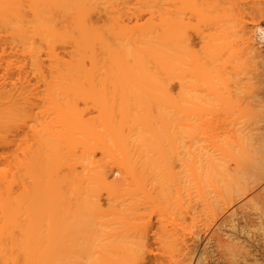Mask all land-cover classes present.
<instances>
[{
	"label": "bare ground",
	"instance_id": "6f19581e",
	"mask_svg": "<svg viewBox=\"0 0 264 264\" xmlns=\"http://www.w3.org/2000/svg\"><path fill=\"white\" fill-rule=\"evenodd\" d=\"M17 1L24 2V0H0V34L3 33V41H1L2 35H0L2 53L5 55L6 49L9 48L10 52L14 53V57H16V47L18 46L17 42H20V40L24 37H32L33 34L37 37V34L40 30H42L41 27H46L43 31H41L44 32L45 36L43 34L42 36L39 35L38 40L42 39V44L46 43V55L47 58L49 57V65L47 68L44 66L47 69V74H45L43 71L44 68L41 66L42 61L40 60V53L42 51V48H40V42L42 40L38 41V44H40L39 46H36L37 44L35 43V45L33 42L36 38H27L29 41L24 38L26 42L23 40L20 43L23 47L26 46L27 48V51H24L29 59V61H27L29 62V69H31L33 74H38L36 76L38 77L36 78V84L38 82L39 85H42L43 90L41 89L42 87L39 89V85L37 84L38 87L36 85L35 87L41 91H36L34 93L36 88L33 84L30 85L34 87V90H29V88L24 87L21 83V86H17L18 89L16 87L19 92L15 93L16 90L14 91V89L11 88L12 86L15 88V85L17 84H14L11 79H14L15 74H17L15 73L16 67H20V70L22 71L24 63L22 62L23 65H17L15 64L16 60H10L6 63V65L4 64L5 67H1V70L4 69L5 71L4 75L9 77L10 80H7V78H4L3 76L0 80V264L65 263L67 258H63L64 239H61L60 242L56 241H59V236L62 235L60 232H65V226L63 224H65V218L67 216L66 212H68V215L71 213L70 216H72V218H69V220L73 219L69 223L68 227H75L76 230L77 222L75 223L76 226H74V215L76 216L75 212L77 211L75 205L79 208V203L76 196V200H74L75 202L64 200V196L66 195V189L69 187L68 192L70 189L71 192L76 189L78 184L77 188L79 187L78 189H80V187L83 186V183H81L80 180H97L98 183H100V186L105 188L107 187L109 189L116 184L112 183L116 182L118 179L119 181L117 180V182H121V186L118 188L121 187L120 190L129 194L133 192V190L135 193V189H137V187V190L141 188V186L139 188V184L143 185L142 183L147 182V180H152L153 176L157 179H160L161 177H164L165 179L166 177L169 179L171 178V181L177 179L180 184L182 182L183 186L184 181L187 179V183L191 181L195 190L203 188L201 190H206L207 192L210 190L208 192L209 194L211 192L210 196L212 197H210L207 192L202 191V193H200L202 197L205 196V193H207L205 196L206 198L203 197L206 199L205 200L200 197L201 195L198 191H195L198 196L200 195L199 197L197 196L198 199L201 198L203 201H206L204 202L205 205L202 200L200 201L204 206H201L202 204L199 200L196 199L197 202L196 200H193L192 203L194 201L196 202H194L195 204L193 203L194 206L198 204V201L199 204L195 207L192 206L193 209L190 208L192 213L189 209V211H186L187 218H189L188 215L191 214L189 218L192 220L191 222L189 220L191 224H188L189 226L187 224L184 225L185 223L183 220L185 219L183 218H181L183 219L181 221H183L184 224H177L178 221L176 223L177 226L179 225V228L177 229V226L175 227L176 230L173 241L176 242V248L178 251V254H175L179 257L177 264H264V0H174L173 3L175 4H173L171 0L170 2L173 5H170L169 3L165 4L167 1H164V7L165 5H167L166 8L171 6V10L169 8L168 11L165 8V10L163 8L162 10L158 8L163 1L162 3L158 2L157 5L156 3L158 0H153L156 2L155 4L157 9L161 11L159 13L156 10L157 12L155 11V14L153 13L154 17L151 13L154 12V10L150 8L154 6V3L152 0L149 1L150 4H153V6H151L149 2L146 1L145 4L147 9L148 11H151L150 13L147 11V13H149L148 15L151 16L149 17L147 15V17H149V22L152 23L150 24L147 21L145 22L153 27L151 29H153L152 31L156 34L151 36L152 38L154 37V39L157 35L159 36L157 37L158 39L162 36L159 41L158 39L153 40L151 36L146 40L147 43L149 39H152L150 41L151 43L156 40L158 43L161 42V46L159 45L160 43H156V46L154 45V47L153 45L151 46V44H147L143 41L141 37H138V39L141 40L140 42L137 39V33L140 35V32L137 30L143 29L142 31L144 32V28H141L143 27L142 25L139 28L137 26L139 21L136 17H140L141 15L138 13V16L135 14L136 17L132 14L134 18L131 16L132 19H136L138 21L137 22L135 20L136 25H133L134 30H131V28H133L132 25H130L131 27H127V23V25H125V21L128 19L132 20L129 17V13V18H125L124 22L120 21L121 23L118 25V23L116 24L118 21H115L116 19L118 20V13L116 15V12H114L117 7L114 6V9L111 8L110 6L113 5V3L111 4L110 0L103 1H107L108 3L110 2V6L108 5L110 7L109 11H113L112 15L115 14V16L110 15L111 12L107 15L109 11L104 13V11L109 9H107L104 5L106 10H104V8L102 9V6L99 8L105 17H103L104 19L102 18L101 13L97 12L99 9H97L95 5L92 7H96L97 14L100 13L99 15L101 16L96 15L97 17H92L96 13L94 12V8H92L93 10L90 9L89 5L92 3L96 4L97 2L94 3L96 0H79L80 9L82 10V6L84 7L83 11L80 10L81 13L78 10V6H76L78 8L76 9L73 7L75 4L72 5V2L75 3L78 0H47V3H44L43 0H41V6L43 7V4H47L48 8L45 7L43 11V8L40 6L42 10L37 8V11L40 10V14L41 11L45 12L47 8L45 12L46 14L41 12L44 14V17H39V14H35L36 11H33L34 13L31 12L32 14L28 11V13L32 16V19L25 18L27 15H25V13L28 9L26 12H22L24 14L21 16L22 18L19 17L20 15H18V13L23 11H20L23 3H18ZM26 1L30 2L31 0ZM39 1L36 2V4L39 3L37 5H40L41 2ZM79 1L76 4H78ZM32 2V5L35 7V2L33 0ZM17 3L21 4L20 9L19 6L17 8ZM70 3L72 6L69 5ZM104 3L106 4V2ZM29 5H31V2ZM148 5H150L149 8ZM23 6L26 7L27 5L25 4ZM68 6L75 10L78 17L75 14L71 15V12H74L73 9L71 12L68 11V14L65 13ZM146 6L144 12L146 10ZM25 7H23V9ZM172 7L174 10H172ZM84 9H87V11ZM118 10L119 9H117V11ZM62 11H64L65 14H62ZM78 12L80 15H78ZM170 13L171 15H174L175 21L173 22H171L173 17L172 19L169 18V16H171ZM125 14L128 15L126 12ZM166 14L167 16L165 17ZM185 14H187V16H185ZM126 15L123 16L125 17ZM161 15H163L161 17L162 21L160 19ZM189 15H192V18L195 17L198 21L194 19V24L192 21L193 19H191V16ZM40 16L42 15L40 14ZM73 16L79 18L77 19L79 21L76 22L75 17ZM123 16L121 15V17ZM158 16L159 32L156 31V28L158 27H156V23L153 25L154 21H151L152 18L153 20L154 18L158 19ZM100 17L103 19L101 20L103 23H101V25H97V21L99 20L98 22H100ZM186 17L187 20L185 19ZM39 20L42 22L40 23V26L38 22ZM129 20L128 23L130 22ZM145 22L142 24H146ZM164 22L166 24L169 22L173 24L174 22L176 23L174 25L170 23V26H160L161 24L164 25ZM73 25L77 27L74 29L75 34L77 33V35L73 33L75 36L72 34V30L74 28ZM115 25H118L116 29H114ZM194 25H197L196 28ZM123 26L125 30L130 29L127 31L130 32L126 34V37H124L126 31H123ZM135 26H137V30H135ZM173 26L175 29H178H176L177 32L172 30L174 31L173 33L171 31ZM120 27L122 30H117V28L119 29ZM164 27H167V29ZM169 27H171L170 31ZM187 27L188 31L190 30L189 27L192 29L194 27L192 36H190L191 32L188 33L185 31ZM112 29L118 31H115L116 37L119 35L122 37L123 35V38H125L124 42H126L127 37H129V39L133 37L130 33L137 31L135 33L136 37H133V40L131 39L134 45L130 44V48L133 49V47H131V45H133V50H136L135 56L133 54L134 51L131 52V57L129 56L130 50L128 43L131 41L130 40L127 43V47L125 43L124 47L122 46L124 50L128 52H126L128 59H126V56L122 57V59L118 58L117 55L121 56V53L125 52L124 50L122 52V47L119 46L120 49L117 47L118 43H122L121 40L123 39L119 36L120 38L118 37L116 40L113 38L116 46L113 45L114 43H111L113 47L115 46V49H119H117L118 53H116L117 51L111 46L104 45L105 48L106 46L109 49L110 47L112 48L109 50L110 55L108 56L107 54L108 58L106 59V55L104 57V54H106L107 51H105L103 46H100L103 48L102 50H104V54L102 56L103 59L100 58L102 53L101 50L96 51V48L98 49L97 45L100 44L96 41L98 36H95V39L93 38L94 41L91 39L92 42L96 41L94 44L97 43V45L92 44V42L90 45V42L88 41L89 37L87 36L93 34L95 31H102L101 33L110 31L108 32L109 34H107V38L109 35L112 38L113 35L115 37ZM37 30H39V32H36ZM166 30L170 37L168 35L166 36ZM67 31H69L68 33H71L73 37L68 33L64 35L65 37L60 35V32L66 33ZM78 31L81 33V36ZM122 31L123 33H121ZM145 31H148L149 36V29H145ZM98 32L97 34L94 33V35H98ZM23 34H25L24 37ZM144 34V36L147 35L145 32ZM58 35L63 38L61 39ZM68 35L73 38L74 42H72V50H70L69 54L66 51V55H70V58H68L69 60L67 59L66 61L62 58L63 54L59 56L61 52L59 54L56 52L55 45L52 46L53 41L51 44L49 42L51 41V36L54 41L55 38L56 41H65L64 38H66L67 41L66 36ZM101 35L105 37L106 34ZM172 35L173 37H171ZM77 36L80 37L75 39ZM92 36L93 35H90L91 38ZM144 36L142 35V37ZM104 39L105 38H101V41H104ZM118 39L120 40L117 43ZM170 39H174L173 45V40L170 41ZM85 40H87L88 43H86ZM56 41L53 42V44H55ZM70 41H67L68 45H70ZM103 41L102 43L104 44ZM110 41H112V39H110ZM135 41L139 42L137 44L144 43V46L147 44L145 47L147 49L144 50V48H142L141 50L142 46L137 47L134 43ZM60 42L61 41H59V43ZM170 42L171 44L169 46ZM121 45H123V43ZM84 46L88 49L90 48L89 46H91L90 51L96 46V48L93 49L94 51L92 50L93 53H90V55L92 54L91 56L89 55V57H87V54H85L89 53L87 52L89 51L88 49L83 48L82 50V47ZM195 46L198 48L195 49ZM65 48L63 45L62 50L65 51ZM154 48H156L157 51H155L156 49L154 50ZM68 49H70V47ZM114 50L116 51V56ZM95 51L101 53L98 55ZM17 52H19V50ZM82 53H84V55ZM140 54H144L145 56H140ZM155 54L157 55L155 56ZM153 55L156 57V61L158 62H155V66L152 65L155 68H158V70H156L157 68L155 69L152 67V69L154 68L153 70L159 71L156 73H153L154 71L150 67L148 68L144 66L145 62L146 65L149 66H151L150 64H153L152 61L155 60V58L152 60ZM110 56L111 58H109ZM27 57L26 60H28ZM149 57L151 58L147 61L146 59ZM117 58L119 66H123L121 67L122 70H120L121 68L117 66L118 61L114 63L113 59L116 61ZM86 59H89L87 60V62H89L88 67L85 65L87 63H85ZM120 60L122 61V64H120ZM124 61H130V63L132 62L130 64L132 71H129L131 69L126 67L129 66L128 64H123L125 63ZM149 61L150 64H148ZM112 64L119 68L117 70L115 66L113 67V69L115 68L119 72L118 75L125 73V77L123 75L122 77H119L116 74L118 72L115 73L114 70H112ZM100 66H102V68L104 66L107 67V72L113 73H110L113 80L109 73L107 74L105 71L106 68H103L104 73H101V70H98ZM110 67L111 69L109 70ZM125 69L128 70L126 71ZM134 69H137L135 70L137 75L142 78L139 79L138 76H136ZM142 69L143 71L147 70V74L141 72L140 70ZM17 71L19 70L17 69ZM122 71L123 73L121 74ZM163 73L164 76L162 75ZM169 74L174 75L170 76ZM106 75H108V78L110 77L111 79H104L103 77H107ZM97 76L99 77V83ZM117 76L118 78H116ZM159 76L160 79L161 76L162 78L167 76L166 78H163V80L165 79L166 81V89L163 88L165 86H162L164 84L161 85V83H163L161 80V83L159 82V87H154V82L158 81L156 78ZM95 77L96 80H94ZM123 77H130L129 79H133L132 84L130 83L132 81L128 80L132 86H129L128 84L124 86L125 83L120 84L122 81L125 82ZM150 78H153L154 81L152 82V79ZM167 78H170L173 82H178V86L176 87H179L180 90L178 89V94L176 93L177 95L172 92L170 93V90L167 92L170 87L168 85L173 83L172 81H168ZM116 79L119 86L121 85L120 88L118 86L119 89L116 88L117 83L115 84L114 82ZM82 80H84V85L87 84L86 82H88V84L89 82L90 84L93 82V85L97 82L98 90L96 85L95 88H93V85V87H90L91 85L89 84V86L87 84L90 87L88 88L90 89L88 91L87 86L86 88L82 86ZM104 80H106V82ZM8 81L12 84L11 88L10 84L7 86L10 88H8L9 91H7V88L5 87L8 85ZM40 81L43 83L41 84ZM72 81L75 82H73L74 85L71 86ZM101 82L103 83V86H101ZM137 82H141L142 87L141 84H138ZM106 83L108 86H106ZM134 83H136L135 85H137V87L133 85ZM149 83L150 85L148 86ZM159 83L156 82V84ZM75 84L78 85L81 90L85 88V92L82 91V94H86V96L77 95L81 92V90H79ZM146 84L147 87L145 86ZM109 85L111 88L114 87L112 88V91ZM122 85L127 89H131L133 86L136 87L134 89H137L136 92L132 91L134 89L131 91L129 89V92L127 91L128 94L131 92L135 94H127L126 97L128 99V103L123 102V100L127 101V99H124L125 95H123L125 94L124 90L126 88L121 92ZM22 86L24 87V92V89H27V93H23V91H21ZM160 86H162L163 89ZM66 87L69 90L66 89ZM69 87H74L75 90H72L73 88L71 89ZM101 87H104L105 89H102ZM106 87L108 88L106 89ZM145 87L149 89L147 90ZM156 88V92L158 91L159 93L160 91V93L162 92L164 94H162L163 96L161 95L163 98H161L159 94L157 95L153 92V89ZM92 89H94V94L99 92V94H96L98 96H93V92H90ZM76 90L79 91L75 94L74 92ZM100 90L103 93L100 92ZM107 90L110 92L108 91L107 93ZM138 90H140L141 93ZM28 91H32L31 95L33 96L34 93V95L37 96V100L34 99V101H32L33 98L29 95ZM39 92H41V94L36 95V93ZM117 92L118 94L121 92L123 96L121 97V94H117L116 96L115 93ZM73 93L75 95H73ZM132 95L134 96L133 98ZM150 95H153L154 98L153 96L152 98L149 97ZM87 96H89L90 99L87 100ZM113 96L114 98L116 96L118 99H113ZM80 98L86 99V102L90 101L88 104L92 105V109L85 101H83V104L86 103V105H84L85 110L83 111V108H79L77 101L82 100ZM130 99L134 100L131 101L133 102V105L129 102ZM35 101L36 103L34 104L33 102ZM134 102L136 103L134 104ZM86 106H89L87 110ZM186 132H191L188 136L189 141L191 139L192 142H190L188 149V141L186 143L188 136L185 137L186 140L184 139V136L187 135ZM184 141L186 147L183 143ZM182 143L184 144L183 146ZM178 146H181L179 147L180 150L181 148L183 149L184 156L183 154H180L179 156L181 157H177L179 154L178 152L180 151ZM97 154L98 156H96ZM174 157L178 160H174V163L170 165V162L172 163V159H175ZM180 162L183 170L179 165ZM176 163L179 165L178 170ZM172 166L176 168L175 171H173ZM112 171L116 172L117 176L113 177V182L111 180V183L109 177ZM177 171H180V173L178 174ZM184 173L185 176L183 178L185 180L181 179V175L183 176ZM176 174L178 176H176ZM173 177L176 178L173 180ZM185 177H188L189 179ZM126 178H129L130 180H127ZM135 178H146L147 180H140L139 184L137 183L138 185L134 184L135 182L132 185L128 182L126 184V181L132 182V179L136 180ZM73 181L76 182L77 185H74L75 183ZM78 181L79 183H77ZM187 183L185 186H191V184ZM69 184L71 186H69ZM129 184L130 188L132 187L131 189L127 186ZM146 184L144 183V186H146ZM65 185L69 187H65ZM133 185H136L137 187L135 186V188ZM189 186H187V188H190ZM126 187L130 190L125 192V190L128 189ZM112 191L107 192L112 193ZM110 195L111 194H109V197ZM65 199L67 198L65 197ZM109 199L107 200L110 201L111 199ZM210 199H213L212 203L214 204L213 207H215V213L212 217L211 210L213 207ZM67 202H69V204ZM97 203H99V201H97ZM111 203L112 202L110 201V207ZM94 204H96V202ZM206 204H209V208L211 206L209 214L210 219L206 214L209 213V209L207 208L208 205ZM98 205L99 207L97 208L99 209L101 205L100 203ZM69 206H71V210ZM121 206H128V204L124 205L122 202ZM200 206L206 207L205 209L207 210L202 209ZM123 209L125 211V208ZM203 210L207 212H203ZM188 212L190 214H188ZM201 212L203 215L206 214L207 216H205L209 220L205 221L206 218H202L203 215ZM200 217L203 219L201 222L197 220ZM198 222L200 223L199 225ZM166 223L168 224L167 221L165 224ZM165 224L163 223V225ZM173 226L171 227L174 228ZM186 226L190 227L188 232H186V228H188ZM99 227L100 226H98V228ZM191 228L193 232H190ZM92 233L93 232H91V234ZM104 237H106V235L103 234L102 238ZM125 237L123 235V238ZM62 238H64L63 235ZM72 239L74 240V237ZM72 239H68L71 241H69L71 244L67 241L71 246L73 244ZM79 241L81 242L79 239L76 242L78 243ZM170 242L168 241V243ZM75 244L76 243L74 242V247L70 246V248H75ZM59 245H61V248ZM167 245L169 246V244ZM104 249L105 248H103L102 251H106ZM75 250L73 252L77 257V255L79 256V252H77V250L76 253ZM132 250L134 251V249ZM81 252L82 251L80 250V253ZM128 252L130 251L128 250ZM82 256H84V254ZM115 257H98L96 262H94L95 259H93L94 261H90L92 259L88 260V257L86 258L88 264H119L120 261L124 264L125 260L122 261V259L125 258V256H122V259L119 256L120 259L117 258L118 260ZM77 258L75 263L84 264L82 262L83 260L79 261V258L81 257ZM72 262L74 261H71V264ZM126 262L129 263L128 259L125 263Z\"/></svg>",
	"mask_w": 264,
	"mask_h": 264
},
{
	"label": "rangeland",
	"instance_id": "374dc122",
	"mask_svg": "<svg viewBox=\"0 0 264 264\" xmlns=\"http://www.w3.org/2000/svg\"><path fill=\"white\" fill-rule=\"evenodd\" d=\"M34 2L36 1V0H33ZM39 0H37L36 2H38ZM75 1V0H74ZM79 1V0H78ZM78 1H76L75 3L74 2H72V5H74L75 4V6H73V7H75L76 9H78L79 11L81 10L80 9V1H79V3L78 4H76ZM101 1V2H100ZM107 1H109V0H107ZM107 1H103V0H96V1H94V3H96V4H90L89 6H90V9H92V8H94V12L96 13H94L95 15L94 16H92V17H95L96 15H98V16H101L102 15V18L104 17L103 16V13H101V9H99L101 6V8L103 9L104 8V10H106L105 9V7L108 9V10H106V11H104V13H107L109 10H110V7L111 8H113L114 6L115 7H117V8H115V10H114V12H116V15H117V13H118V20L116 19L115 21H118V22H116V24L118 23V25H119V23H121L120 21H122V22H124L125 21V18H131V16L134 18V16H135V14L137 15L138 13H139V15H141L140 17H136V18H138L137 20L139 21H137L136 19H132V20H129L130 22L128 23V20L127 21H125V25H127L128 24V26L127 27H129L130 25H136V22H135V20L138 22V28L139 27H141V25L143 26V27H141V28H144V32L145 33H147V35L146 36H144L145 34H144V32L142 31L143 29H139V30H137L136 29V27L137 26H135V30H137V31H139L140 32V35L137 33V39H138V37H141L142 39H143V41H145L146 43H147V39L148 38H150V36L151 35H153L154 34V31H152L153 29H151V28H153L152 26H150V24L152 23V22H149V17H151L150 15H148L151 11H148V9H147V6H146V1H151V0H110V2H111V4L113 3V5H111L110 6V2L108 3ZM134 1V2H133ZM153 1V0H152ZM157 1V0H156ZM161 1V2H160ZM162 1H163V3H162ZM164 1H167L166 3L164 2ZM171 0H158L157 1V3L155 2V1H153V3H154V6H153V4L151 3L150 4V2H149V4L151 5V6H153V7H150L152 10H154V12H151L152 13V16H153V13L155 14V11L157 10L159 13L161 12L160 10H162V8L164 9H167V11H168V9L170 8V10H171V6H169V7H167L166 8V6L167 5H165V7H164V3L165 4H167V3H169L170 5H173V4H175V3H173V1L174 0H172L171 2L173 3V4H171V2H170ZM177 1V0H176ZM175 1V2H176ZM18 2V1H17ZM24 2H26V3H24ZM24 2L23 1H19L18 3H23V5H27L26 7L25 6H23L22 5V8H21V4H18L17 5V8H18V6H19V9H20V11L21 10H23V11H21V12H19L18 13V15H20L19 17H21V16H23L24 14L22 13V12H26V10H27V12L25 13V18H27V19H32V16H31V14L32 13H34L35 11H36V13L35 14H39V11L40 10H42L41 9V5H42V1L40 0L39 2H41L40 3V5H37V4H39V3H37L36 4V2H35V7H34V5H32V0L30 1L31 2V5H29L30 4V2H29V4H28V2L26 1V0H24ZM43 2L44 3H47V0H46V2H45V0H43ZM104 2H106V4L103 3ZM141 2V3H140ZM144 2V3H143ZM158 2L159 3H162V4H160V5H162V6H160L159 5V7L158 8H160V10L159 9H157V7H156V4L158 5ZM156 3V4H155ZM98 4H100V5H98ZM117 4V5H116ZM122 4V5H121ZM129 4V5H128ZM69 5H71V3L69 4ZM71 5V6H72ZM96 6L97 7V9H99L98 11H97V9H96V7H92V6ZM104 5H105V7H104ZM107 5V6H106ZM110 7H109V6ZM142 5V6H141ZM150 5H148V8H149V6ZM31 6V7H30ZM41 6V7H40ZM76 6H78V8L76 7ZM82 6V5H81ZM121 6V7H120ZM127 6V7H126ZM137 6V7H136ZM145 6H146V10H145V12H144V9H145ZM175 6V5H174ZM173 6V7H174ZM189 6H191V5H189ZM23 7H25L24 9H23ZM28 7H30V8H28ZM33 7H34V9H33ZM45 7H47V4L45 5V4H43V11H44V8ZM88 7V6H87ZM87 7H85V8H87ZM172 7V8H173ZM192 7V6H191ZM190 7V8H191ZM33 10H32V9ZM37 8H39L40 10H38L37 11ZM48 8V7H47ZM47 8H46V10H47ZM83 6H82V10L81 11H83ZM113 8V9H114ZM139 8V9H138ZM154 8V9H153ZM189 8V9H190ZM72 7L70 8V6H68L67 8H66V12L65 13H69V12H71L72 11ZM96 9V10H95ZM112 9V10H113ZM117 9H119L118 11H117ZM121 9V10H120ZM132 9V10H131ZM164 9V10H165ZM25 10V11H24ZM46 10H45V12H46ZM85 10V9H84ZM93 10V9H92ZM91 10V11H92ZM123 10V11H122ZM150 10V9H149ZM172 10H174V8L172 9ZM28 11L31 13H28ZM34 11V12H33ZM43 11H41L42 13H44V14H46L45 12H43ZM69 11V12H68ZM73 11L74 12H71V15H73V14H75L76 15V13H75V10L73 9ZM81 11H80V13H81ZM85 11H87V9L85 10ZM100 12L101 13V15H99V14H97V12ZM138 11H140V12H138ZM147 11L149 12V13H147ZM156 11V12H157ZM167 11H165V12H167ZM38 12V13H37ZM40 12V14L42 15V16H40V14H39V17H44L43 15L44 14H42ZM63 12V13H62ZM61 13L62 14H65L64 13V11H62ZM77 12V11H76ZM103 12V11H102ZM111 11H109L108 13H107V15H109V13H110ZM113 12V11H112ZM112 12H111V14L110 15H112ZM125 12L128 14H130V16H129V14L128 15H126L125 14ZM134 12V13H133ZM141 12H143V13H141ZM165 12H164V14H165ZM170 12V11H169ZM186 12H187V10H186ZM185 12V13H186ZM189 12V11H188ZM22 13V14H21ZM79 13V12H78ZM80 13L78 14V15H80ZM119 13H120V15H119ZM141 13V14H140ZM168 13V12H167ZM173 13V12H172ZM30 14V15H29ZM132 14H134V16L132 15ZM157 15H159L158 13H156ZM163 14V15H164ZM174 14V13H173ZM171 15V13H170V15L171 16H169V18H171L172 19V17H173V20L171 21V20H169V21H171V22H173V21H175V19H174V15ZM188 14V13H187ZM187 14H185V16H187ZM190 14V13H189ZM70 15V14H69ZM70 15V16H71ZM105 15V14H104ZM114 16H115V14H113ZM112 15V16H113ZM121 15L123 16V15H126L125 17L123 16V17H121ZM147 15L149 16V17H147ZM156 15V16H157ZM163 15H161L160 16V19H161V17L163 16ZM169 15V14H168ZM28 16V17H27ZM31 16V17H30ZM38 16V15H37ZM77 16V15H76ZM76 16H73V17H75V20H76V22H78L79 20H77V19H79V18H76ZM129 16V17H128ZM138 16V15H137ZM146 16V17H145ZM155 16V17H156ZM167 16V14L165 15V17ZM189 16H191V19H193L192 21H193V23L195 22L194 21V19L195 20H197L195 17L194 18H192L193 16L192 15H189ZM78 17V16H77ZM97 17V16H96ZM120 17V18H119ZM143 17V18H142ZM145 17V18H144ZM154 17V16H153ZM22 18V17H21ZM101 18V17H100ZM100 19V22H98L97 21V25H101V23H103L101 20H103V19ZM115 18V17H114ZM116 18H117V16H116ZM158 19H156V18H154V20H153V18L151 19V21H154L153 22V25H155L154 23H156V31H160V29H158L159 28V24H158V20H159V16L157 17ZM189 18V17H188ZM99 19V18H98ZM120 19V20H119ZM146 19V20H145ZM148 19V20H147ZM155 19H156V21H155ZM166 19V18H165ZM186 20H187V17L185 18ZM185 19H184V21H185ZM190 19V18H189ZM190 19V20H191ZM134 20V21H133ZM141 20V21H140ZM145 21H147L148 23H150V24H148L147 22H145ZM161 21H162V19H161ZM167 21H168V18H167ZM166 21V22H167ZM192 21H190V22H192ZM198 21V20H197ZM39 22V26H40V23H42L41 22V20H39L38 21ZM146 23V24H142V23ZM171 22H169L168 24H166L165 22V24L164 25H160V26H165V25H171V24H173V23H171ZM82 23V22H81ZM98 23H100V24H98ZM127 23V24H126ZM140 23V24H139ZM159 23H161V22H159ZM171 23V24H170ZM176 22H174V24H175ZM193 23H192V26H193ZM124 24V23H123ZM173 24V25H174ZM195 24V23H194ZM117 25V26H118ZM122 25V24H121ZM120 25V26H121ZM124 25V26H125ZM140 25V26H139ZM43 26V25H42ZM45 26V25H44ZM74 26V28H73V30H72V34L74 33L75 34V31H74V29H75V25H73ZM78 26V25H77ZM82 26V25H81ZM116 25L114 26V29H116V27H117ZM124 26L122 27V29H124ZM146 26V27H145ZM176 26V25H175ZM195 26V28H196V26L197 25H194ZM126 27V28H127ZM131 27V26H130ZM168 27V26H167ZM167 27H164V28H166L167 29ZM172 27V26H171ZM171 27H169V31H170V29H171ZM40 28V27H39ZM38 28V29H39ZM44 28H46V27H41V29L42 30H40V32H39V30H37L36 32H39L38 34H37V37L36 36H34V34H33V36L31 37V36H29V37H24V35L25 34H23V37L24 38H29V39H31V38H36V40L35 41H33L34 42V44L36 45V46H39V44L41 43V47L40 48H42V51H41V53H40V60L42 61V63H41V66H43V71L45 72V74H47V67H48V65H49V57L47 58V55H46V51H47V49H46V43L44 44H42V42H43V40L42 39H39L38 40V37H39V35L40 36H42V34L45 36V34H44V32H41V31H43V29ZM77 28V27H76ZM83 28V27H82ZM162 28V27H161ZM37 29V28H36ZM114 29H112L113 30V34H115V37H114V35L112 36V38L110 37V35H109V37L107 38V34H109L108 32H110V31H108V32H104V33H101L100 31V35H99V32L98 31H95L94 33H96L97 34V32H98V35H94V33L93 34H90V35H93L92 36V38L90 37V35H88L87 37H89L88 39V41L90 42L89 44L91 45V39L93 40V38L95 39V36L97 37L98 36V38L96 39V41L97 42H99L100 44H98L97 45V43L96 44H94L95 42H92V44H94V45H97V47H98V49L96 48V46H95V48H96V51H99V50H101V56H100V58H102V56H103V52H104V50H102L103 48L102 47H100V46H103L104 48H105V46L104 45H108V46H111L112 48H114L116 45V43H115V41H113L114 39L116 40V38H118V37H116V33H115V31H117V30H120L121 29V27L118 29L117 28V30H114ZM121 29V30H122ZM134 30V26H133V28H131V30ZM145 29L147 30V29H149V32H150V29H151V32L149 33L150 35L148 36V31H145ZM177 29V28H176ZM176 29H175V27L173 26V29H171V31L172 30H174V31H176ZM189 31H188V27H187V29L185 30V31H187L188 33L189 32H191L190 34V36H192V32H193V29H194V27H193V29L192 28H190L189 27ZM70 30V31H71ZM77 30V29H76ZM80 30V29H79ZM128 30H130V29H128ZM128 30H123L124 32H125V36L124 37H126L127 35V33H129V32H127ZM154 30H155V28H154ZM178 30V29H177ZM74 31V32H73ZM123 31L121 32V33H123ZM137 31H134L133 33H130V35L131 36H133L134 38L136 37L135 36V33L137 32ZM141 31H142V33H141ZM155 31V32H156ZM174 31H172L173 33H174ZM69 31H67L66 33H64V32H60V35L62 36H64V35H66L67 33H68ZM118 32V31H117ZM166 32H167V30H166ZM177 32V31H176ZM175 32V33H176ZM63 33V34H62ZM78 33H79V35L81 36V33L78 31ZM161 33V32H160ZM159 33V34H160ZM187 33V34H188ZM3 34V33H2ZM2 34H0V35H2ZM59 34V33H58ZM69 34V33H68ZM72 34L70 33L69 35H71L72 36ZM73 34V36H75V35H77V33L74 35ZM101 34H106L105 35V37L104 36H102ZM158 34V33H157ZM166 34V36L168 35V32L167 33H165ZM169 34H170V32H169ZM172 34V33H171ZM26 35H28V34H26ZM29 35H30V33H29ZM56 35V34H55ZM54 35V36H55ZM60 35H58L61 39L63 38V37H61ZM68 35V36H69ZM129 35V36H130ZM142 35L144 36V37H146V38H144V37H142ZM154 35H156V34H154ZM161 35V34H160ZM53 36V35H52ZM51 36V41L49 42L50 44H51V42L53 41V42H55L56 41V38H55V41L52 39L53 37ZM68 36H66L67 37V41H70V39H71V43H70V45H68V43H67V41H66V38H64L65 39V41H66V43H65V41H63V40H59V41H61L60 43H59V41H56V43L55 44H53V42H52V46L53 45H55V50H56V52L59 54L60 52H61V54L59 55V56H61L62 54H63V56H62V58L64 59V60H66L67 61V59L68 58H70V55H66V51L68 52V54H69V52H70V50H72L71 48V46H72V42H74V40H73V36L72 37H70L69 36V38H68ZM80 36H77V37H75V39L76 38H79ZM169 36V35H168ZM175 36V35H174ZM2 37H3V35L1 36V39H2ZM65 37V36H64ZM121 37V36H120ZM119 37V38H120ZM133 37H131V39L133 40ZM157 37H159L158 35L156 36V38L155 39H158ZM162 36H160V38H161ZM170 37V36H169ZM171 37H173V35L171 36ZM24 38H22L21 40H20V42L21 41H25L26 42V40L24 39ZM59 38V39H60ZM100 38V39H99ZM101 38L103 39V38H105L104 39V44L102 43V41H101ZM108 40H107V39ZM114 38V39H113ZM121 38H123V35H122V37ZM151 38H152V36H151ZM159 38V39H160ZM29 39H27V41H29ZM44 39V38H43ZM110 39H112V41H110ZM131 39H129V37H127V40H126V42H124L125 41V38H123L121 41H122V43H123V45H121L120 43H118L119 42V40L120 39H118L117 40V43H118V45H117V47L120 49V47H124V45L126 44V47H127V43L131 40ZM153 40H155L154 39V37L152 38ZM152 39H149L148 40V43L149 44H151V46L153 45V47H154V45L156 44V43H158V41H159V39H158V41L156 42V41H154V42H150ZM163 39V38H162ZM33 40V39H32ZM40 40H42L39 44H38V41H40ZM49 40V39H48ZM57 40H58V37H57ZM101 42H100V41ZM108 41V44H107V41ZM132 40L128 43L129 44V56L131 57V52H133V54H134V56H135V53H136V50H133L134 49V44H133V42H132ZM161 40V39H160ZM173 40V42H172V45H173V43H174V39H170V41H172ZM1 41H3V39L1 40ZM45 41V40H44ZM47 41V40H46ZM86 41V43H88L87 42V40H85ZM94 41V40H93ZM138 41L140 42L141 40L140 39H138ZM138 41H135L134 43H135V45L138 47H141V50H142V48H144V50L145 49H147V48H145L146 46H147V44H145L146 46H144V43L143 44H137V43H139ZM142 41V42H143ZM20 42H17L18 44V46L16 47V49H17V51L19 50V52H17L16 51V57H14V53H12V52H10V49L8 48V49H6V52H5V55H4V53H2V50H1V45H0V80H1V78H7V80H10L9 79V77H7V76H5L4 74H5V71H4V69H2L1 70V67H5V65H6V63L7 62H9L10 60L12 61H15V64H17V65H23V63H24V68L22 67V71L20 70L21 68L20 67H16V69H15V73H17V74H15V76H14V79L12 78L11 80L13 81V83L14 84H17V85H15V88H13V86H12V84H10L9 82L10 81H8V85H6L5 87L7 88L6 90L7 91H9V89L11 88V86H12V88L11 89H14V91H15V93H18L19 92V90H17L18 89V87H19V85L21 84V85H23L24 87H27V88H29V90L30 89H33L34 87H35V85L38 87V85H39V83L37 82V84H36V78H38V77H36L38 74H33V72L31 71V69H29L30 68V66H29V62H27V61H29V59H28V57L26 56L27 54H26V52L25 51H27V48H26V46L25 47H23L22 45H21V43ZM31 42V41H30ZM30 42H28V43H30ZM109 42H110V45H109ZM132 42V43H131ZM141 42V43H142ZM169 42V41H168ZM1 43V42H0ZM57 43H59V44H57ZM63 43V44H62ZM65 43V44H64ZM82 43H84V42H82ZM113 45H115L114 47L112 46V44ZM125 43V44H124ZM160 43V44H159ZM158 44L161 46V42H159ZM20 44V45H19ZM89 44H86V45H89ZM130 44H133V45H131V47H133V49L132 48H130ZM170 44H171V42L169 43V46H170ZM31 45V44H30ZM62 45V46H61ZM63 45H64V48H65V51H63L62 49H63ZM68 45V46H67ZM171 45V46H172ZM22 46V47H21ZM43 46V47H42ZM58 46V47H57ZM120 46V47H119ZM136 46H135V48H136ZM156 46V45H155ZM32 47V46H31ZM70 47V49H68ZM90 48H91V46H89ZM92 47H93V45H92ZM110 47V49L109 48H107V46H106V48H105V51H107L106 52V54H104V57H105V55H106V59L108 58L107 57V54H108V56L110 55V51L109 50H111L112 48ZM116 47V48H117ZM122 47V48H123ZM20 48H22V49H20ZM33 48V47H32ZM39 48V49H40ZM83 48H86V46H84V47H82V50H83ZM90 48L88 49V48H86V49H88L89 51H87V52H89V53H85V54H87V57H89V55H90V53L92 52V50L93 49H95V48H93L91 51H90ZM117 48V49H118ZM157 48V47H156ZM156 48H154V50L156 49ZM159 48V47H158ZM198 47H196L195 46V49H197ZM46 49V50H45ZM115 49V48H114ZM117 49H115L116 51H117ZM118 49V50H119ZM138 49V48H137ZM140 49V48H139ZM25 50V51H24ZM44 50V51H43ZM60 50V51H59ZM69 50V51H68ZM85 50V49H84ZM114 50V53L116 52ZM123 50H124V48L122 49V52H123ZM127 50H128V48H127ZM132 50V51H131ZM64 53H63V52ZM94 51V50H93ZM95 51V53H97L98 55L100 54L99 52H96ZM125 51V50H124ZM155 51H157V49L155 50ZM8 52V53H7ZM24 52V53H23ZM83 52V51H82ZM112 52H113V50H112ZM111 52V53H112ZM126 52L127 51H125V52H123V53H121L122 55L121 56H119V55H117L118 56V58H121L122 59V57H125L126 56ZM145 52V51H144ZM84 53H82L83 55H84ZM93 53V52H92ZM94 53V54H95ZM113 53V54H114ZM116 53H118V51L116 52ZM116 53H115V56H116ZM128 53V52H127ZM139 53H140V51H139ZM2 54V55H1ZM18 54V55H17ZM96 54V55H97ZM147 54V53H146ZM23 55V56H22ZM41 55H42V57H41ZM45 55V56H44ZM92 55V54H91ZM90 55V56H91ZM95 55V56H96ZM97 55V56H98ZM124 55V56H123ZM142 55H144V54H140V56H142ZM157 54H155V56H156ZM4 56V57H3ZM6 56V57H5ZM8 56V57H7ZM10 56V57H9ZM65 56V57H64ZM96 56V57H97ZM112 56V55H111ZM111 56L109 57V58H111ZM145 56V55H144ZM149 56V55H148ZM151 56V55H150ZM25 59H24V58ZM26 57H27V59L28 60H26ZM46 57V58H45ZM67 57V58H66ZM5 58V59H4ZM10 58V59H9ZM20 60H19V59ZM118 58H117V60L115 61V59H113L114 60V63L115 62H117L118 61ZM150 58L151 57H149V58H147L146 60L148 61V59L150 60ZM155 58V60L154 61H152L153 62V64H150V61L148 62V64H150L151 66H149V65H146V62H145V65L144 66H146V67H150L151 69H152V67H154L155 65V62H157L156 61V57H154V55H153V58H152V60ZM3 59V60H2ZM8 59V60H7ZM22 59H23V61H22ZM43 59H44V61H43ZM103 59V58H102ZM126 59H128V56H126ZM125 59V60H126ZM48 60V61H47ZM69 60V59H68ZM87 60H89V59H86L85 60V63L87 62ZM123 60H124V58H123ZM130 60V59H129ZM21 61V62H20ZM121 61V60H120ZM130 61H132V60H130ZM130 61L128 62V61H124L125 63H123L124 65H126V64H128L129 66H126L127 68H130V64L132 63H130ZM18 62H19V64H18ZM23 62V63H22ZM46 62V63H45ZM151 62V63H152ZM27 63V64H26ZM48 63V64H47ZM88 63L89 62H87L85 65L88 67ZM158 63V62H157ZM156 63V64H157ZM5 64V65H4ZM118 65L117 66H119V61H118V63H117ZM120 64H122V61H121V63ZM3 65V66H2ZM111 65V64H110ZM152 65H154V66H152ZM28 66V67H27ZM46 68H45V67ZM99 66V65H98ZM115 65L114 64H112V70H114V72L116 73V72H118L117 70L119 69L117 66H115V68H117V70L114 68L113 69V67H114ZM140 66V65H139ZM111 67L109 68V70L111 69ZM120 67V66H119ZM121 67H123V66H121ZM120 67V68H121ZM28 68V69H27ZM102 66H100L99 67V69L98 70H101V73L103 72V68H106V72H107V67H103L102 69ZM139 68H141V67H139ZM144 68V67H143ZM155 68V67H154ZM153 68V69H154ZM157 68V67H156ZM155 68V69H156ZM17 69L19 70V71H17ZM131 70H129V71H132V68H130ZM145 69V68H144ZM147 69V68H146ZM150 69V70H151ZM152 69V70H153ZM108 70V71H109ZM120 70H122V68L120 69ZM126 70V69H125ZM128 70V69H127ZM126 70V71H127ZM135 70H137V69H134V71ZM156 70H158V68L156 69ZM156 70H153L154 72L153 73H156V72H159V71H156ZM2 71V72H1ZM26 73H25V72ZM128 71V72H129ZM141 72H143L144 74H147L146 73V71L147 70H145V71H143V69L142 70H140ZM99 72V71H98ZM125 72V71H124ZM136 72V71H135ZM149 72H151V71H149ZM148 72V73H149ZM100 73V72H99ZM104 73V72H103ZM109 72H107V74H108ZM111 73V72H110ZM110 73H109V75H110ZM123 73V71L121 72V74ZM25 74V75H24ZM30 74V75H29ZM111 74H113V73H111ZM117 75L119 74V72L118 73H116ZM124 74L125 73H123L122 75L124 76ZM136 74V76H138L137 75V72L135 73ZM142 74V73H141ZM103 75V74H102ZM122 75H118L119 77H122ZM140 75V74H139ZM163 76H164V73L162 74ZM170 75V74H169ZM172 75H174V74H171L170 76H172ZM3 76V77H2ZM32 76V77H31ZM107 77H103L104 79H107L108 78V75H106ZM114 76V75H113ZM116 76V75H115ZM118 76L116 77V78H118ZM127 76H128V73H127ZM130 76H131V74H130ZM170 76H168V77H170ZM35 77V78H34ZM98 77V76H97ZM101 77V76H100ZM110 77L112 78V76L110 75ZM108 78V79H111V78ZM125 77V76H124ZM123 77V78H124ZM167 77V76H166ZM166 77H163V78H166ZM174 77V76H173ZM20 78V79H19ZM25 78V79H24ZM130 78V77H129ZM128 77L127 78H124V81L125 82H121L120 84H122V83H125V85L124 86H126V84H128L129 86L133 83V79L131 80V79H129ZM134 78H135V76H134ZM138 78L140 79V78H142V77H140V76H138ZM163 78H162V76H161V79H160V76L159 77H157L156 79L158 80V81H156V79H155V81L156 82H160V80L163 82V83H161V85L162 84H164V85H162V86H165V87H163V88H165L166 89V86L167 85H165L166 84V81H165V79L163 80ZM172 78V77H171ZM176 78V77H175ZM175 78H173V79H175ZM21 79H23V80H21ZM30 79H32V80H30ZM115 79V78H114ZM119 79H121V78H119ZM150 79H152V82L154 81L153 80V78H150ZM168 79V78H167ZM166 79V80H167ZM27 80V81H26ZM29 80V81H28ZM39 80V79H38ZM94 80H96V77L94 78ZM93 80V81H94ZM97 80H98V83H99V77L97 78ZM112 80H113V78H112ZM111 80V81H112ZM122 80V79H121ZM120 80V81H121ZM128 80L130 81H132V82H128ZM138 80V79H137ZM143 80H145V79H143ZM15 81V82H14ZM19 81V82H18ZM35 81V82H34ZM105 82H106V80H104ZM104 81H102V82H104ZM110 81V82H111ZM139 81V80H138ZM148 81V80H147ZM164 81H165V83H164ZM168 81H172L170 78L168 79ZM1 82V81H0ZM28 82H29V84H28ZM32 82V83H31ZM41 82V81H40ZM73 82H75V81H72L71 83V86L72 85H74L73 84ZM77 82V81H76ZM83 82H84V80H82V86H84L85 88H86V86H87V89L88 88H90V87H93V88H95V85H96V87H97V82H96V84L95 85H93L92 83L90 84V82H89V84L91 85H89L88 84V82H86V80H85V82L90 86H88L87 84L86 85H84L83 84ZM101 82V83H102ZM115 82V84L117 85V89H119L120 88V86H119V84H118V81H117V79H116V81H114ZM126 82H128V83H126ZM134 82H135V80H134ZM149 82V81H148ZM156 82H154L155 83V86L154 87H159V85H160V83L159 84H156ZM173 82V81H172ZM19 83V84H18ZM43 82H41V84H42ZM78 83V82H77ZM81 83V82H80ZM95 83V82H94ZM101 83H100V85H101ZM109 83V82H108ZM138 83V82H137ZM153 83V84H154ZM171 83V82H170ZM177 83L178 82H173V83H171V85L169 84L168 86H170L169 87V89L167 90V92L169 91L170 93L172 92L173 94H176L177 92H178V89L180 90V88L179 87H176V86H178L177 85ZM9 84H10V88L9 87H7V86H9ZM30 84H33V86L32 85H30ZM65 84V83H64ZM63 84V85H64ZM68 84H69V82H68ZM112 84H113V82H112ZM111 84V85H112ZM136 83H134L133 85H135ZM138 84H141V82H139ZM20 85V86H21ZM66 85V84H65ZM76 85V84H75ZM78 85H79V83H78ZM78 85H76L78 88H79V86ZM93 85V86H92ZM99 85V84H98ZM100 85H99V87H100ZM144 85V84H143ZM150 85V83L148 84V86ZM18 86V87H17ZM22 86V88H21V91H23V87ZM67 86V85H66ZM101 86H103V83H102V85ZM104 86H105V84H104ZM106 86H108V84L106 83ZM110 86V85H109ZM115 86V85H114ZM118 86H119V88H118ZM132 86V85H131ZM136 87H137V85H135ZM146 87H147V84L145 85ZM162 86H160L161 88H162ZM16 87H17V89H16ZM37 87H35L36 89H38ZM42 87V88H41ZM62 87H65V86H62ZM75 87V86H74ZM74 87H69V88H71L72 90H75V88ZM128 87V86H127ZM136 87H134L133 86V88H129L130 89V91L132 90V89H134V88H136ZM141 87H142V84H141ZM145 87V89H147ZM9 88V89H8ZM42 89L43 90V86L42 85H39V89ZM84 88V89H85ZM102 89H105L104 87H101ZM101 88H99V89H101ZM108 87H106V89H107ZM110 88H111V86H110ZM112 88H114V87H112ZM111 88V91L113 90ZM126 88V87H125ZM124 87H123V85H122V87H121V92L125 89ZM162 88V89H163ZM168 88V87H167ZM34 90V93L37 91H41V90ZM66 89H68L67 87H66ZM84 89H80L79 88V90H81V92H79V94H77V95H80V96H82L83 94H82V91L83 92H85L84 91ZM101 89V90H102ZM116 89V90H117ZM129 89H125L124 91H125V94H123V95H125V98L124 99H127V94H128V92H129ZM139 89V88H138ZM149 89V88H148ZM147 89V90H148ZM151 89V88H150ZM25 90V92L23 91V93H27L26 91H27V89L25 88L24 89ZM32 90V91H33ZM69 90V89H68ZM78 90V91H79ZM90 89H88V91H89ZM97 90H98V87H97ZM100 90V92H102ZM110 90V89H109ZM109 90H107V93H108V91ZM136 90L137 89H134V90H132V91H135L136 92ZM154 91V93H156L157 95L159 94V96L161 97V95L163 94L162 92L160 93V91H159V93H158V91L156 92L155 90H157V88L156 89H153ZM13 91V92H14ZM32 91L30 92V91H28V93H29V95H31V93H32ZM78 91L76 90L74 93L76 94V92L78 93ZM94 91V89H92L90 92H93ZM96 91V90H95ZM104 91V90H103ZM128 91V92H127ZM139 92H140V90H138ZM138 91H137V94H138ZM151 91V90H150ZM90 92H88V93H90ZM110 92V91H109ZM116 92V91H115ZM119 92V91H118ZM118 92L117 93H115L116 94V96H117V94H118ZM121 92L119 93V94H121ZM146 92H148V91H146ZM166 92V91H165ZM34 93H33V96L35 97H33L32 95V101H34V99H36V97L37 96H35L34 95ZM73 93V95H75ZM98 94H99V92H97ZM96 93V94H97ZM103 93V92H102ZM131 93H133V92H131ZM131 93H129L128 95H131ZM141 93V92H140ZM143 93H144V91H143ZM149 93V92H148ZM154 93H153V95H154ZM39 95V94H41V92H39V93H36V95ZM92 94H94V92L92 93ZM96 94H94L93 96H98V95H96ZM105 94H106V92H105ZM118 94V95H119ZM134 94V93H133ZM146 94V93H145ZM168 94V93H167ZM178 94V93H177ZM176 94V95H177ZM23 95H26V94H23ZM107 95V94H106ZM105 95V96H106ZM122 94H121V97L123 96ZM135 95V94H134ZM142 95V94H141ZM153 95H150L149 97H151L152 98V96ZM164 95V94H163ZM162 95V96H163ZM172 95V94H171ZM175 95V96H176ZM79 96V97H80ZM83 96H86V94L85 95H83ZM89 96H90V94H89ZM89 96H87L86 98H87V100L88 99H90L89 98ZM93 96H91V97H93ZM101 96H103V95H101ZM112 96V95H111ZM116 96H115V98H114V96H113V99H118V98H116ZM139 96H140V94H139ZM168 96H170V95H168ZM174 96V95H173ZM109 97V96H108ZM134 96L132 95V98H133ZM165 97V96H164ZM167 97V96H166ZM85 98V97H84ZM82 99V98H80V99H82V100H80V99H78V100H80V101H77L78 102V106H79V108H83V111L85 110V107H84V105H86V103H87V105H89L88 104V102H90V101H88V102H86L85 100L86 99ZM106 98V97H105ZM120 98V97H119ZM129 98V97H128ZM138 98V97H137ZM142 98V97H141ZM153 98H154V96H153ZM159 98V97H158ZM161 98H163V97H161ZM77 99V98H76ZM110 99H112V98H110ZM122 99V98H121ZM120 99V100H121ZM157 99V98H156ZM160 99V98H159ZM37 100V99H36ZM123 100V99H122ZM133 100V99H132ZM131 99H130V103H132L131 105H133V102H131L132 101ZM135 100H136V98H135ZM83 101H85L84 103L85 104H83ZM134 101V100H133ZM123 102H125V103H128V99H127V101H124L123 100ZM34 104L36 103V101L35 102H33ZM38 103V102H37ZM136 102H134V104H135ZM90 106V108L92 109V105H89ZM89 106H86V110H87V108H89ZM90 109V110H91ZM187 133V132H186ZM189 133H191V132H189ZM189 133H187V135L186 136H184V139L186 140V138L185 137H187L188 135H189ZM191 136V135H190ZM181 140H182V138H181ZM180 140V141H181ZM183 141V140H182ZM181 141V142H182ZM187 141H188V143H187ZM190 142H192L191 141V139H190V141H189V136H188V139L186 140V143L188 144L187 145V149H188V146H189V144H190ZM184 144H185V141L183 142ZM182 143V146L184 145ZM177 145H178V143H177ZM179 147H181V146H178V149L180 150V148ZM185 147H186V144H185ZM186 149V148H185ZM184 149V150H185ZM180 151H181V153H180ZM178 153V155H177V157H181V156H179L180 154H183V156H184V151H183V149L181 148V150H180ZM96 153V152H95ZM98 154H99V152H98ZM98 154L96 155V156H98ZM100 155V154H99ZM97 158H100V157H97ZM175 158V157H174ZM174 160H178V159H172V163L170 162V165L171 164H173L174 163ZM179 162V161H178ZM178 163H176V165H177ZM175 165V164H174ZM175 165V166H176ZM180 166H181V169L183 168L182 167V165H181V162H180V164H179ZM179 165H177V170L179 169ZM173 167V166H172ZM176 170V168H174L173 167V171H175ZM183 170V169H182ZM178 172V171H177ZM180 173V171L178 172V174ZM183 174V173H182ZM181 175V174H180ZM117 175H116V172H114V171H112V173L110 174V177H109V180H110V182H111V180H112V182H113V177H116ZM176 176H178L177 174H176ZM185 176V173H184V175L182 176L181 175V179H184L183 177ZM149 177V176H148ZM155 176H153L152 177V180L151 179H149V180H147L146 178V180H147V182H144L145 184H146V186H144V183H142L143 185H141V184H139V181L140 180H142L143 178H141V179H137V178H135L136 180H134V179H132V182H130V181H126V184H127V182L128 183H130L131 185L134 183V184H136V185H138L139 184V188H140V186H141V188L139 189V190H137L138 189V187L136 186V185H133L134 187L136 186L137 187V189H135L136 191H135V193H134V190H133V192H131V193H129V194H127V193H124L122 190H120V188H118L119 186H121V182H117V180H116V182H111L112 184H115V185H113L112 187H110L109 189L106 187H103V186H100L99 184L100 183H98V181L96 180V181H84V180H80V182L81 183H83L82 185L83 186H81L80 187V189H78L77 188V186L79 185H77L76 184V182H74L75 184L74 185H77L76 186V189H74L72 192H71V189L69 190V192H68V189L70 188L69 186H71L70 184H69V186H66L65 185V187H69V188H67L66 189V195L64 196V200H66V201H71V202H73L74 200H76V198H75V196L77 197V200H78V203H79V208H77L76 207V205H75V208H76V216L74 215V217H75V222H74V226H76L77 225V227H76V230H75V227H73V228H69L68 227V225H69V223L73 220H69V218H72V216H70V214L68 215V212H66L67 213V216H66V218H65V224H63L64 226H65V232L64 233H62L63 231H61L60 232V234H62L63 236H64V238H62V235L61 236H59V241H56V242H60V240L62 239H64L63 241H64V244H63V246H64V253H63V258L64 259H66V261H65V263L63 262V264H69V262H70V264H71V261H74V262H72V264H77V262L75 263V261H76V258L77 257H81V258H79L80 260L79 261H81V260H83L82 262L85 264H88L87 263V258L86 257H88V260H90V259H92V260H90V261H94L93 259H95V261L94 262H96V260H97V258L98 257H102V258H104V257H115L116 259L118 258V259H122L123 257L122 256H125V258H123L122 259V261L123 260H125V261H127V259H128V262L130 263V264H133V263H135V264H174V263H178L177 261L179 260V257H178V255H175V254H178L177 252V248H176V242H174L173 241V239H174V234H175V230H176V228L178 229L179 227V225L177 226L176 225V223H177V221H178V223L177 224H179V223H183V221H184V225H188V224H191L190 222L192 221V220H190L189 218H190V216H191V214L188 212V214H190V215H188V217L189 218H187V212L186 211H189L190 210V208L191 209H193V207H195V206H197L198 204H199V201L200 200H202V199H205L206 197V195H207V193L210 191H203V190H201V189H203V188H201L200 189V187H199V189L200 190H195V187L194 186H192L193 184H191V181L190 182H188L189 184H191V186H189V185H187V186H189L190 188H187V186H185L186 185V183H187V181H186V183H185V181H184V186L182 185V182H181V184H180V182L179 181H177V179H175L176 177H173V180L174 181H171L169 178H167L166 177V179L164 178V177H161L160 179H157L156 177V179L154 178ZM180 178V177H179ZM185 178H188V177H185ZM127 180L129 179V178H126ZM145 179H143V181L145 180ZM168 179V180H167ZM189 179V178H188ZM73 180V179H72ZM122 180V179H121ZM120 180V181H121ZM130 180V179H129ZM134 180V181H133ZM138 180V181H137ZM154 180V181H153ZM180 180V179H179ZM75 181H77V180H75ZM119 181V180H118ZM77 183H79V181L77 182ZM138 183V184H137ZM187 183V184H188ZM120 184V185H119ZM130 184L129 185H127V186H129V188H130ZM67 185H68V183H67ZM178 185V186H177ZM73 186V185H72ZM124 186H125V184H124ZM144 186V187H143ZM151 186V187H150ZM134 187H133V189H134ZM135 187V188H136ZM175 187H177V188H175ZM71 188H74V187H71ZM111 188H113V189H111ZM116 188V189H115ZM125 188V187H124ZM126 188H128V187H126ZM126 189L125 190V192L127 191V190H130V189ZM194 188V189H193ZM65 189V188H64ZM185 189V190H184ZM113 190V191H112ZM115 190H116V192H115ZM124 190V189H123ZM65 191V190H64ZM107 191H112V193L110 192H107ZM118 191V192H117ZM132 191V190H131ZM198 191V193L200 194V193H202V191L203 192H207V193H205V196H203V197H205V198H203L202 197V195L200 196V197H202V199L201 198H199L198 199V194L196 193V192ZM201 191V192H200ZM111 194L110 195V197H109V194ZM117 195H116V194ZM139 193V194H138ZM107 194V195H106ZM209 194V193H208ZM210 194H211V192H210ZM210 194H209V196H210ZM64 195V194H63ZM119 195V196H118ZM141 195V196H140ZM203 195H204V193H203ZM124 196H125V198H124ZM195 196H196V198H195ZM198 196V197H197ZM65 197L67 198V199H65ZM129 197H131V198H129ZM210 197H212V196H210ZM209 197V198H210ZM111 200H110V199ZM193 198H195V199H193ZM208 198V197H207ZM99 199V200H98ZM107 199H109L112 203H111V207L109 206V202L110 201H108ZM130 199V200H129ZM199 200L198 201V204H196L195 206L193 205V203L195 202H193L192 203V201L193 200ZM99 201V203H100V208L98 209L97 207H99V203H97V201ZM107 200V201H106ZM197 200H196V202H197ZM206 200V199H205ZM203 201V203L204 202H206V201ZM208 200V199H207ZM211 200V203H212V200L213 199H210ZM96 202V204L98 205H96V204H94L95 202ZM131 201V202H130ZM70 202V203H71ZM75 202V201H74ZM114 202V203H113ZM122 202L124 203V205H126V204H128V206H121L122 205ZM195 202V203H196ZM210 202V201H209ZM68 204H69V202H67ZM77 203V202H76ZM126 203V204H125ZM139 203V204H138ZM194 203V204H195ZM200 203H201V201H200ZM207 203H208V201H207ZM202 204V203H201ZM67 205V204H66ZM71 205V204H70ZM73 205V204H72ZM120 205V206H119ZM204 205H205V203H204ZM203 204L201 205V206H204ZM206 205H208V209H209V213H206L207 215H208V217L210 216L209 214H210V209H211V206H210V208H209V204H206ZM212 205V207L214 206V204L212 203L211 204ZM193 206V207H192ZM200 206V207H201ZM70 207V210H71V206H69ZM117 207V208H116ZM51 208V207H50ZM73 208V207H72ZM123 208H125V211H124V209ZM182 208V209H181ZM202 209H205L206 207H201ZM67 209V208H66ZM74 209V208H73ZM123 209V210H122ZM128 209H129V211H128ZM187 209V210H186ZM189 209V210H188ZM69 210V209H68ZM120 210V211H119ZM131 210V211H130ZM184 210V211H183ZM205 210H207V209H205ZM205 210H203V212L205 211ZM212 210L214 211L215 210V207H213L212 208ZM211 210V217H212V215L215 213V211L213 212ZM65 211H67V210H65ZM64 211V212H65ZM75 211V210H74ZM180 213H183V214H180ZM182 211V212H181ZM72 212V211H71ZM190 212H191V210H190ZM205 212H207V211H205ZM192 213V212H191ZM185 214V215H184ZM201 214L203 215V213L201 212ZM205 214V215H206ZM182 215V216H181ZM184 215V216H183ZM202 215H200V216H202ZM205 215H203V217L202 218H206L205 219V221H207V220H209L210 219V217H209V219H207V215L205 216ZM69 216V217H68ZM119 216V217H118ZM186 217V218H185ZM181 218H183V219H185V220H183V219H181ZM116 219H117V221H116ZM200 219V220H199ZM112 220V221H111ZM120 220V221H119ZM181 220H183V221H181ZM189 220H190V222H189ZM199 222H201V220H203V219H201V217L200 218H198L197 219ZM104 221V222H103ZM168 222V224L166 223L165 224V222ZM181 221V222H180ZM204 221V222H205ZM63 222H64V220H63ZM62 222V223H63ZM77 222V224L75 225V223ZM94 222V223H93ZM128 222V223H127ZM188 222V223H187ZM198 222V225L200 224ZM203 222V221H202ZM61 223V224H62ZM117 223H119V224H117ZM135 223V224H134ZM163 223L165 224V225H163ZM173 223V224H172ZM174 223H175V225H174ZM93 224H95V225H93ZM102 225H103V227H102ZM129 225V226H128ZM137 225V226H136ZM161 225H162V227H161ZM174 225V226H173ZM61 226V225H60ZM64 226H63V228H64ZM98 226H100L99 228H98ZM133 226V227H132ZM163 226H165V227H163ZM167 226V227H166ZM171 226H173L174 228H172ZM177 226V227H176ZM189 226V225H188ZM188 226H186V227H188ZM72 227V226H71ZM86 227V228H85ZM89 227V228H88ZM113 227V228H112ZM126 227H129V228H126ZM176 227V228H175ZM62 228V227H61ZM78 228V229H77ZM85 228V229H84ZM92 228V229H91ZM98 228V229H97ZM134 228V229H133ZM137 228V229H136ZM165 228V229H164ZM189 228L190 227H188V228H186V232H188L189 231ZM196 228V227H195ZM84 229V230H83ZM95 229V230H94ZM104 229V230H103ZM110 231H109V230ZM171 229H172V232H171ZM173 229H174V231H173ZM62 230V229H61ZM69 230H70V232H69ZM78 230H80V231H78ZM127 230V231H126ZM167 230V231H166ZM193 230H194V228H193ZM196 230V229H195ZM86 231V232H85ZM75 232V233H74ZM79 234H78V233ZM81 232V233H80ZM87 232H88V234H87ZM91 232H93L92 234H91ZM96 232V233H95ZM113 232V233H112ZM120 232V233H119ZM174 232V233H173ZM190 232H193L192 231V228H191V231ZM71 233H72V235H71ZM77 233V234H76ZM83 233V234H82ZM97 233H99V234H97ZM114 233H115V235H114ZM130 233H132V234H130ZM167 233V234H166ZM94 234V235H93ZM103 234L104 235H106V237H104V238H102L103 237ZM109 234V235H108ZM137 236H136V235ZM70 235H71V237H70ZM78 235H79V238H78ZM82 235V236H81ZM88 235V236H87ZM102 235V236H101ZM111 235V236H110ZM121 235V236H120ZM123 235H124V237L125 238H123ZM139 235V236H138ZM151 235H153V236H151ZM97 236V237H96ZM144 236V237H143ZM146 236V237H145ZM74 237V240L72 239ZM75 237H76V239H75ZM83 237V238H82ZM120 239H119V238ZM121 237H122V239H121ZM130 237V238H129ZM156 237V238H155ZM168 237V238H167ZM187 237V236H186ZM70 238V240L72 239L73 240V244H72V246L70 245L71 243V241L70 240H68ZM101 238V239H100ZM140 238V239H139ZM141 238H144V239H141ZM145 238H147V239H145ZM152 238V239H151ZM158 238V239H157ZM81 240V242L79 241L78 243L76 242L77 240ZM132 239V240H131ZM138 239V240H137ZM76 240V241H75ZM105 240H107V241H105ZM135 240H137V241H135ZM145 240V241H144ZM146 240H147V242H146ZM159 240V241H158ZM166 240V241H165ZM170 240H171V242H170ZM62 241V242H63ZM70 243V244H68V242ZM83 241V242H82ZM85 241H86V243H85ZM87 241H88V244H87ZM91 241V242H90ZM103 241V242H102ZM113 241H115V242H113ZM117 241V242H116ZM142 241V242H141ZM144 241V242H143ZM161 241V242H160ZM168 241L170 242V243H168ZM74 242L76 243L75 244V248H73L74 250L75 249H77V250H75V252L77 251V252H79V256L77 255V257H76V254L73 252L74 250L72 249V248H70V246L71 247H74ZM94 242H96V243H94ZM167 242V243H166ZM80 243V244H79ZM107 243V244H106ZM116 243V244H115ZM138 243V244H137ZM146 243V244H145ZM173 243V244H172ZM57 244V243H56ZM56 244H55V246H56ZM59 244V243H58ZM78 244V245H77ZM167 244H169V246L167 245ZM88 245V246H87ZM95 245V246H94ZM99 245H101V246H99ZM131 245V246H130ZM172 245V246H171ZM175 247H174V246ZM98 246V247H97ZM117 246V247H116ZM57 247V246H56ZM59 247L61 248V245H59ZM58 247V248H59ZM107 247V248H106ZM124 247H125V249H124ZM83 248V249H82ZM87 248V249H86ZM103 248H105L104 250H106V251H102V249ZM176 248V249H175ZM99 249V250H98ZM132 249H134V251L136 252H134ZM174 249V250H173ZM80 250L82 251L81 253H80ZM89 250V251H88ZM101 250V251H100ZM113 250H114V252H113ZM128 250L130 251V252H128ZM69 251V252H68ZM92 251V252H91ZM98 251H100V252H98ZM112 251V252H111ZM127 251V252H126ZM133 253H132V252ZM76 252V253H77ZM96 252V253H95ZM138 252V253H137ZM111 253V254H110ZM84 254V256H82ZM86 254V255H85ZM94 254H96V255H94ZM104 254V255H103ZM116 254V255H115ZM126 254H127V256H126ZM134 254V255H133ZM138 256H137V255ZM174 254V255H173ZM62 255V254H61ZM64 255H65V257H64ZM89 255V256H88ZM92 255H93V257H92ZM101 255V256H100ZM113 255V256H112ZM130 255H132V256H130ZM174 256V258H173V256ZM98 256V257H97ZM119 256H120V258H119ZM95 257V258H94ZM134 257H135V259H134ZM139 257V258H138ZM73 260H72V259ZM114 258V259H115ZM132 258H133V260H132ZM157 258V259H156ZM176 258V259H175ZM178 258V259H177ZM68 259H69V261H68ZM78 259V258H77ZM117 259V260H118ZM139 259V260H138ZM152 259H154V260H152ZM159 259V260H158ZM150 260V261H149ZM152 260V261H151ZM89 261V262H90ZM125 261H124V264H129V263H125ZM159 261V262H158ZM175 261V262H174ZM131 262H133V263H131ZM150 262V263H149ZM120 263H122L121 261H120ZM119 263V264H120ZM95 264V263H94ZM123 264V263H122Z\"/></svg>",
	"mask_w": 264,
	"mask_h": 264
}]
</instances>
